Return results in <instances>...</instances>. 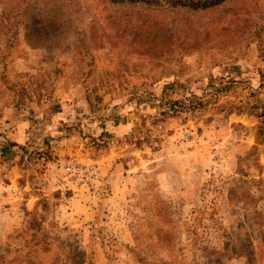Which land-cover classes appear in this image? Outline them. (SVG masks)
Listing matches in <instances>:
<instances>
[{
	"label": "rangeland",
	"instance_id": "obj_1",
	"mask_svg": "<svg viewBox=\"0 0 264 264\" xmlns=\"http://www.w3.org/2000/svg\"><path fill=\"white\" fill-rule=\"evenodd\" d=\"M219 1L0 0V264H264V0Z\"/></svg>",
	"mask_w": 264,
	"mask_h": 264
},
{
	"label": "trees",
	"instance_id": "obj_2",
	"mask_svg": "<svg viewBox=\"0 0 264 264\" xmlns=\"http://www.w3.org/2000/svg\"><path fill=\"white\" fill-rule=\"evenodd\" d=\"M221 1H216V2H213L212 0L211 1H208V2H204V3H201V2H191V0H188V2H182V3H179V2H174L172 5L173 6H184V7H189V8H192V9H207V8H211V7H214L216 5H218ZM5 148H9V147H5Z\"/></svg>",
	"mask_w": 264,
	"mask_h": 264
}]
</instances>
